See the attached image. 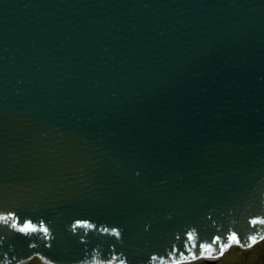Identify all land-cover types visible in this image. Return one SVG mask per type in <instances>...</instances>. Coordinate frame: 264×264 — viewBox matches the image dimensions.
<instances>
[{
    "label": "water",
    "instance_id": "obj_1",
    "mask_svg": "<svg viewBox=\"0 0 264 264\" xmlns=\"http://www.w3.org/2000/svg\"><path fill=\"white\" fill-rule=\"evenodd\" d=\"M5 207L52 222L35 251L56 264L81 257L65 231L79 216L121 226L129 264L187 255L189 232L197 256L232 235L248 247L264 233L249 227L264 217V0H0ZM108 242L88 247L105 259Z\"/></svg>",
    "mask_w": 264,
    "mask_h": 264
},
{
    "label": "clouds",
    "instance_id": "obj_2",
    "mask_svg": "<svg viewBox=\"0 0 264 264\" xmlns=\"http://www.w3.org/2000/svg\"><path fill=\"white\" fill-rule=\"evenodd\" d=\"M250 228L264 227V217H254L250 220ZM148 231V226H145ZM65 231L71 237L76 239L79 245H83L82 254L77 264H129V257L124 251H118L124 248L122 233L124 229L118 224H107L105 222H95L91 217L79 216L65 225ZM92 234V236L89 235ZM13 236H19L25 239L27 249L32 251L31 255H17L15 245L5 243ZM96 236L108 237L107 251L104 253L105 259H99L97 248L89 249L88 242ZM57 239L56 233L52 227V222L40 216L33 219L31 216L18 215L17 210L9 208H0V264H33L34 259L39 260V264H56L55 261L46 258L42 253L35 251L41 245L45 249H51L53 242ZM187 244L184 245L185 251L181 252L175 245L171 246L169 252L165 249V255L151 253L146 264H196L197 261H212L220 259L233 246L240 247V242L235 235L228 237V242L219 245V252L212 245L201 244L199 247V256L196 255V245L192 243L194 236L191 232L186 234ZM217 240H213L216 244ZM264 243V237L259 241L255 236L249 238V247L253 248L257 244ZM191 245V247H189Z\"/></svg>",
    "mask_w": 264,
    "mask_h": 264
},
{
    "label": "rangeland",
    "instance_id": "obj_3",
    "mask_svg": "<svg viewBox=\"0 0 264 264\" xmlns=\"http://www.w3.org/2000/svg\"><path fill=\"white\" fill-rule=\"evenodd\" d=\"M264 237V233L260 236ZM259 238L257 240L259 241ZM261 245L263 249L264 243L257 244L255 247ZM245 247H236L233 246L227 252H225L224 256L217 260L209 261L210 264H264V254H261V250L256 251V249ZM243 250V251H242ZM245 250V251H244ZM33 264H39L38 259H34ZM196 264H207L206 261H197Z\"/></svg>",
    "mask_w": 264,
    "mask_h": 264
},
{
    "label": "trees",
    "instance_id": "obj_4",
    "mask_svg": "<svg viewBox=\"0 0 264 264\" xmlns=\"http://www.w3.org/2000/svg\"><path fill=\"white\" fill-rule=\"evenodd\" d=\"M254 249H256V251H258V250H261L262 252H260L261 254H264V247H263V249L261 248V245H259L258 246V248L257 247H255ZM243 251V250H242ZM245 251V250H244Z\"/></svg>",
    "mask_w": 264,
    "mask_h": 264
}]
</instances>
